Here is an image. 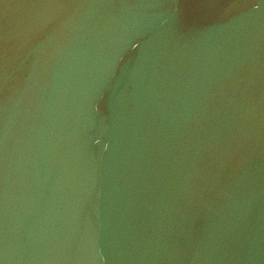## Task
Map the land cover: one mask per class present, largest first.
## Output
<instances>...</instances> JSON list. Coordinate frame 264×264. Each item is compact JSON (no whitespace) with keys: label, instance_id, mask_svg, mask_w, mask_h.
Segmentation results:
<instances>
[{"label":"water","instance_id":"1","mask_svg":"<svg viewBox=\"0 0 264 264\" xmlns=\"http://www.w3.org/2000/svg\"><path fill=\"white\" fill-rule=\"evenodd\" d=\"M0 24V264H264V0Z\"/></svg>","mask_w":264,"mask_h":264},{"label":"snow or ice","instance_id":"2","mask_svg":"<svg viewBox=\"0 0 264 264\" xmlns=\"http://www.w3.org/2000/svg\"><path fill=\"white\" fill-rule=\"evenodd\" d=\"M2 33H3V26L2 24H0V36H2Z\"/></svg>","mask_w":264,"mask_h":264}]
</instances>
